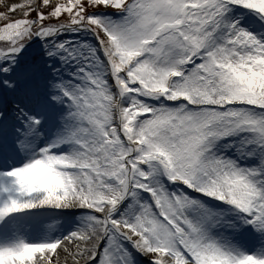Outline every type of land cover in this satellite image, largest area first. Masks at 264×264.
I'll return each mask as SVG.
<instances>
[{"label":"snow or ice","instance_id":"6c2138e0","mask_svg":"<svg viewBox=\"0 0 264 264\" xmlns=\"http://www.w3.org/2000/svg\"><path fill=\"white\" fill-rule=\"evenodd\" d=\"M0 264H264V0L8 6Z\"/></svg>","mask_w":264,"mask_h":264},{"label":"rangeland","instance_id":"374dc122","mask_svg":"<svg viewBox=\"0 0 264 264\" xmlns=\"http://www.w3.org/2000/svg\"><path fill=\"white\" fill-rule=\"evenodd\" d=\"M20 2H22V0H0V14L8 13V6ZM9 15L11 14L9 13Z\"/></svg>","mask_w":264,"mask_h":264}]
</instances>
